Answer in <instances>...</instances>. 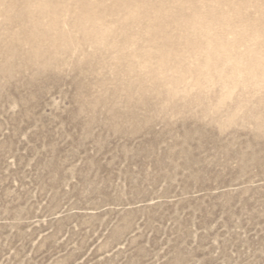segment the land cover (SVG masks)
<instances>
[{
    "label": "rangeland",
    "instance_id": "1",
    "mask_svg": "<svg viewBox=\"0 0 264 264\" xmlns=\"http://www.w3.org/2000/svg\"><path fill=\"white\" fill-rule=\"evenodd\" d=\"M0 264H264V0H0Z\"/></svg>",
    "mask_w": 264,
    "mask_h": 264
},
{
    "label": "bare ground",
    "instance_id": "2",
    "mask_svg": "<svg viewBox=\"0 0 264 264\" xmlns=\"http://www.w3.org/2000/svg\"><path fill=\"white\" fill-rule=\"evenodd\" d=\"M205 66V65H204Z\"/></svg>",
    "mask_w": 264,
    "mask_h": 264
}]
</instances>
